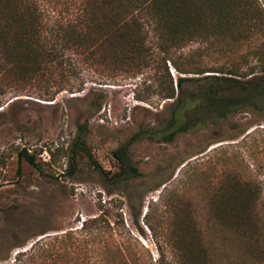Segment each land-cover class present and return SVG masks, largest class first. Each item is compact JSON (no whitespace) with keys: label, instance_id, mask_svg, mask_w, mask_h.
<instances>
[{"label":"rangeland","instance_id":"1","mask_svg":"<svg viewBox=\"0 0 264 264\" xmlns=\"http://www.w3.org/2000/svg\"><path fill=\"white\" fill-rule=\"evenodd\" d=\"M75 1L38 0L47 10L73 8ZM195 47L180 52L196 54L205 69L224 65L222 52L230 50L236 58L248 50ZM247 61L241 63L246 72L255 63ZM166 64L174 87L178 77L199 76L180 74ZM83 70L81 92L63 91L43 101L9 90L3 98L0 264H14L18 253H29L38 241L49 245L67 233L81 238L83 221L100 215V205L108 209L113 227L96 257L107 264H181L174 230L183 220L200 231L211 264H264V259L253 263L242 240L209 214L211 199L228 175L256 182L264 197V99L258 107L244 106L225 118L210 113L165 141L143 134L162 127L171 114L173 100L157 92L162 66L112 78ZM209 74L214 73L204 75ZM79 125L86 126L82 139L99 168L85 158L70 166L69 147ZM125 144L129 165L121 169L115 151ZM22 149L36 154V167L18 160ZM73 256L62 258L71 263ZM25 260L16 264L41 262Z\"/></svg>","mask_w":264,"mask_h":264},{"label":"trees","instance_id":"2","mask_svg":"<svg viewBox=\"0 0 264 264\" xmlns=\"http://www.w3.org/2000/svg\"><path fill=\"white\" fill-rule=\"evenodd\" d=\"M75 3L73 8L68 4L62 10H47L38 0H0V107L9 90L15 96L43 101H53L63 91L81 92L85 86L83 69L100 78H112L162 66L164 74L162 71L156 77L157 92L161 98L173 100L171 114L162 127L143 134L172 141L210 113L225 118L241 107H258L264 99V0ZM192 45L194 49L248 50L237 53L236 58L230 50L222 52L226 63L205 69L195 61L196 54H181ZM178 58L183 63H178ZM249 58L255 63L246 72L241 63L246 65ZM167 62L180 74L199 76L178 77L174 87ZM207 72L214 74L204 75ZM85 129V125L77 127L69 147L70 166L85 158L99 168L82 139ZM115 156L121 169L128 166L127 144L117 149ZM18 160L31 167L37 165L36 154L27 149L18 153ZM100 211L97 217L83 221L78 232L81 238L67 233L49 245L38 241L29 253H18L14 264L22 257L29 262L37 257L39 264H107L104 258L96 257L103 250L105 237L111 238L108 232L113 227L108 209L100 205ZM209 214L242 240L244 254L253 263L264 259V197L256 182L228 175L211 199ZM174 234L181 264L212 263L194 225L183 220ZM90 252L95 254L92 258ZM70 253H74L71 263L62 258Z\"/></svg>","mask_w":264,"mask_h":264}]
</instances>
